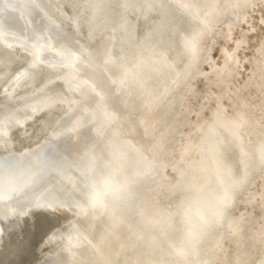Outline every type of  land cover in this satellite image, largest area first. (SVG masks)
I'll return each mask as SVG.
<instances>
[{
	"label": "bare ground",
	"instance_id": "6f19581e",
	"mask_svg": "<svg viewBox=\"0 0 264 264\" xmlns=\"http://www.w3.org/2000/svg\"><path fill=\"white\" fill-rule=\"evenodd\" d=\"M103 2L90 30L74 20L81 0H0V144L26 164L50 145L85 167L94 157L105 205L88 207L70 170L19 177L10 198L0 185V264H256L264 0ZM53 200L73 206L52 216Z\"/></svg>",
	"mask_w": 264,
	"mask_h": 264
},
{
	"label": "snow or ice",
	"instance_id": "6c2138e0",
	"mask_svg": "<svg viewBox=\"0 0 264 264\" xmlns=\"http://www.w3.org/2000/svg\"><path fill=\"white\" fill-rule=\"evenodd\" d=\"M33 2L26 3L22 5V7H37ZM126 4L120 5V7H126ZM235 7H239L240 5H234ZM248 6V5H245ZM254 7L255 5H251ZM80 9L84 10V14H77V17L74 18L78 26H87L90 30L98 29L103 23V18L99 15L100 11L106 7L103 0H81V3L75 5ZM122 28L123 25L121 24ZM200 40L199 34L192 36L190 40L187 41L186 46L195 52L198 42ZM213 71H218L213 68ZM28 75L27 72H21L16 79L19 80L22 76ZM79 125V121L76 122V126ZM54 145H50L48 149H45L43 152H38L35 157L29 161L27 164L21 159L25 155V153L20 152L19 156L15 154V152L11 151L8 147L7 142L0 144V151L8 153L4 157L3 160H0V185L9 189V198L11 197V193L16 192L18 189L16 188V182L19 177L24 175H28L29 179L26 182L25 186L29 185H37L45 177L55 178L60 175H66L70 170L72 175L79 179L85 187L89 189L88 193V207L96 208V207H104L103 200L99 191L96 189V181L90 174V168L94 165L95 158L92 157L89 160V165L87 167L83 166L81 163V153L77 150L75 156L71 158L65 157L62 154L56 153L53 151ZM18 151V150H17ZM261 160L264 161V150L261 152ZM242 182V181H241ZM105 188L109 187L107 181L104 182ZM117 193L125 191L124 188H118L115 190ZM67 203L68 207H72V203L69 201H60L57 202L55 200L50 201L44 207L52 216L60 211V209ZM230 204V197L226 193L222 198L221 211L220 215L223 214V211L227 209ZM26 214V213H22ZM59 230V226L56 224H50L47 226L43 235L39 239V246L43 248V246L47 243L48 240L52 239L55 233ZM45 264H50V262H45ZM234 264H241V261L237 260ZM256 264H264V256L256 262Z\"/></svg>",
	"mask_w": 264,
	"mask_h": 264
},
{
	"label": "rangeland",
	"instance_id": "374dc122",
	"mask_svg": "<svg viewBox=\"0 0 264 264\" xmlns=\"http://www.w3.org/2000/svg\"><path fill=\"white\" fill-rule=\"evenodd\" d=\"M254 17H256V14H255V16H254ZM260 33H263V31H260ZM248 53H249V51H247V52H246V54H248Z\"/></svg>",
	"mask_w": 264,
	"mask_h": 264
},
{
	"label": "water",
	"instance_id": "95a60500",
	"mask_svg": "<svg viewBox=\"0 0 264 264\" xmlns=\"http://www.w3.org/2000/svg\"><path fill=\"white\" fill-rule=\"evenodd\" d=\"M37 264H42V262H38Z\"/></svg>",
	"mask_w": 264,
	"mask_h": 264
}]
</instances>
